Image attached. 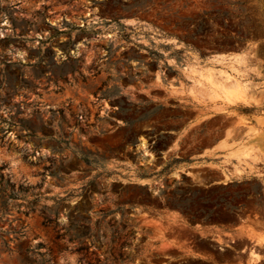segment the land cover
<instances>
[{
  "label": "rangeland",
  "instance_id": "obj_1",
  "mask_svg": "<svg viewBox=\"0 0 264 264\" xmlns=\"http://www.w3.org/2000/svg\"><path fill=\"white\" fill-rule=\"evenodd\" d=\"M244 258L264 0H0V264Z\"/></svg>",
  "mask_w": 264,
  "mask_h": 264
},
{
  "label": "flooded vegetation",
  "instance_id": "obj_2",
  "mask_svg": "<svg viewBox=\"0 0 264 264\" xmlns=\"http://www.w3.org/2000/svg\"><path fill=\"white\" fill-rule=\"evenodd\" d=\"M243 220V219H242ZM249 239V238H247ZM219 249H223L222 247H219ZM240 253H244L246 252L247 254H249V247L246 248L245 250V247L241 248L238 250ZM198 259H202L204 261H208V260H205V258H202V257H199ZM247 258H244V261L246 260ZM210 261V260H209ZM213 262V261H212ZM231 262H235V261H217V262H213V264H231ZM237 264H241L242 262H236Z\"/></svg>",
  "mask_w": 264,
  "mask_h": 264
},
{
  "label": "crops",
  "instance_id": "obj_3",
  "mask_svg": "<svg viewBox=\"0 0 264 264\" xmlns=\"http://www.w3.org/2000/svg\"><path fill=\"white\" fill-rule=\"evenodd\" d=\"M205 155H208V154H205ZM205 260H208L209 261V258H205ZM231 264H237L236 262H231ZM241 264H245V261L242 262Z\"/></svg>",
  "mask_w": 264,
  "mask_h": 264
}]
</instances>
